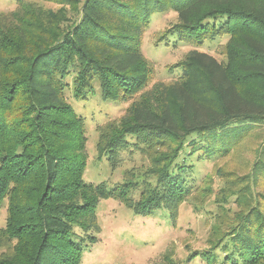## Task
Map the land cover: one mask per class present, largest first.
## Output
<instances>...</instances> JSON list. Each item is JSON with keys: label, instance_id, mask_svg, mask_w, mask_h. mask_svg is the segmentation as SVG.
Returning a JSON list of instances; mask_svg holds the SVG:
<instances>
[{"label": "trees", "instance_id": "trees-1", "mask_svg": "<svg viewBox=\"0 0 264 264\" xmlns=\"http://www.w3.org/2000/svg\"><path fill=\"white\" fill-rule=\"evenodd\" d=\"M51 1L78 6V17L64 23L24 0L0 15V212L5 205L8 213L0 264H80L102 199H118L143 216L165 209L174 221L196 189L188 158L227 156L264 127V0ZM169 10L177 22L157 44L177 35L194 48L172 66L175 79L149 87L156 65L143 38L154 16ZM222 38L215 52L223 59L198 49ZM31 39L40 46L28 52ZM11 68L14 74L6 72ZM98 93L116 103L133 98L117 123L103 127L99 156L115 165L143 151L155 182L85 180L86 120L71 97ZM19 94L22 104L12 109ZM253 170L252 181L264 186V156ZM250 187L233 193L243 204L233 224L217 227L211 250L197 254L208 264L264 259V191L254 204L252 192L244 193Z\"/></svg>", "mask_w": 264, "mask_h": 264}, {"label": "rangeland", "instance_id": "rangeland-1", "mask_svg": "<svg viewBox=\"0 0 264 264\" xmlns=\"http://www.w3.org/2000/svg\"><path fill=\"white\" fill-rule=\"evenodd\" d=\"M20 0H0V15L14 12ZM39 5L43 12H53L62 16L64 23L73 22L78 17V6L65 5L51 0H24ZM177 22V13L169 10L154 16L143 38L142 48L147 57L155 62L156 72L149 87L158 81L168 82L175 79L179 71L171 69L180 62L185 54L194 47L178 41L177 35L170 37L169 44H157L164 31ZM58 20L54 26L59 24ZM63 21L61 26H66ZM227 38L207 41L199 50L208 52L219 59L223 56L215 52L218 44H224ZM28 52L38 50L40 43L30 40ZM14 50H10L9 54ZM18 54L21 53L18 51ZM31 54L27 55L30 56ZM26 56V55H25ZM20 59V57H19ZM18 59L19 64L26 60ZM6 69L14 74L15 69ZM10 76V75H9ZM18 97L20 106L23 95ZM135 98V97H134ZM133 98L120 102L103 100L99 93L87 100L71 102L77 112L86 120L87 167L84 178L88 182H107L114 186L124 180L133 179L142 185L144 179L155 182L152 162L143 151L137 149L128 154L119 163L112 165L106 156H99L97 146L104 126L117 123L126 113ZM21 103V104H20ZM20 104V105H19ZM264 127L249 134L227 156L212 159H197L196 155L188 158L194 166L193 178L196 189L186 196L180 205L177 218L172 221L167 210H159L153 215L136 214L126 204L115 198L100 200L97 207V227L92 232L91 241L86 247L80 264H208L198 253L211 250L216 239L214 230L225 228L242 208V201L237 195L247 183L251 185L246 192L255 196L264 191L262 183L254 179L253 165L264 156ZM190 149L188 148V151ZM249 186V185H248ZM255 191V193H254ZM247 196H249L247 194ZM140 193L134 192V199ZM252 197V196H251ZM7 208L0 212V227L5 225ZM5 248L0 247V254ZM254 264V263H252ZM255 264H264V259Z\"/></svg>", "mask_w": 264, "mask_h": 264}]
</instances>
